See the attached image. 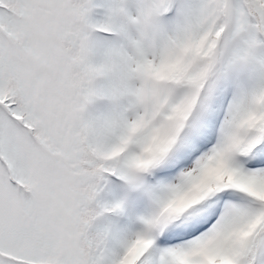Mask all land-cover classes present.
Listing matches in <instances>:
<instances>
[{
    "label": "snow or ice",
    "instance_id": "snow-or-ice-1",
    "mask_svg": "<svg viewBox=\"0 0 264 264\" xmlns=\"http://www.w3.org/2000/svg\"><path fill=\"white\" fill-rule=\"evenodd\" d=\"M0 264H264V0H0Z\"/></svg>",
    "mask_w": 264,
    "mask_h": 264
}]
</instances>
